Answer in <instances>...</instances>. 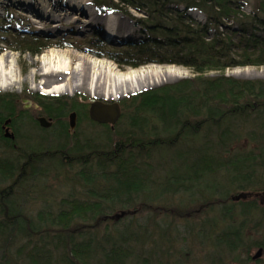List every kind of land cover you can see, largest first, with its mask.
<instances>
[{"label": "trees", "instance_id": "obj_1", "mask_svg": "<svg viewBox=\"0 0 264 264\" xmlns=\"http://www.w3.org/2000/svg\"><path fill=\"white\" fill-rule=\"evenodd\" d=\"M118 2L154 21L140 22L147 33L141 40H125L117 54L108 50L118 64L177 65L195 77L125 97L114 129L92 122L90 103L82 98L35 95L33 102L56 124L46 130L23 109L22 95L0 94V264H150L145 245L168 229L171 239L177 236V226L167 219L183 218L196 206L201 212L189 213L199 224L185 226L203 227L197 230L204 246L216 253L245 247L247 220L260 217L257 223L264 225L257 203L264 205V80L225 75L232 68L264 66V0ZM93 4L100 13L118 8L113 0ZM10 17L5 8L1 43L14 34L9 39L16 52L38 56L49 48L7 30ZM72 112L95 131H71L65 120ZM9 120L14 140L2 129ZM28 124L42 134L25 136ZM59 173L67 176L66 188L71 185L62 203L40 195ZM224 179L230 183L225 193L217 188ZM32 187L41 197L29 203L26 191ZM207 191L215 193L203 196ZM235 191L243 200L237 207ZM144 212L153 220L135 225ZM119 214L132 224L100 231L106 220L120 223ZM238 218L243 222L235 226ZM162 243L175 244L168 238ZM259 245L264 250V240Z\"/></svg>", "mask_w": 264, "mask_h": 264}, {"label": "rangeland", "instance_id": "obj_2", "mask_svg": "<svg viewBox=\"0 0 264 264\" xmlns=\"http://www.w3.org/2000/svg\"><path fill=\"white\" fill-rule=\"evenodd\" d=\"M18 1L19 0H0V18L3 17L5 8L10 10V19L12 20V23H7V30H9L10 32L18 33L19 35L27 37L29 40L32 41L36 39H38L39 41H44L43 44L49 46V48L43 51L40 55L34 56L30 53H21L16 52L14 50L15 44H11L12 39H9L15 37L14 34L12 35L13 37H7L4 39L8 42L5 41L1 43L2 41H0V59L4 60V64H6L7 70L11 72V78L9 80H5V82H0L1 84L7 86L6 89H0V94L18 96L22 95L20 96V99H18L23 104V109L27 110L33 119L37 120L38 118L43 117L46 118L47 121L51 122L54 126L56 125L54 124L55 122L51 121L52 119L46 117L42 113L41 108L36 105L35 102H33V97L35 95H41L46 97H61L64 99L74 98L78 101H81L80 98H82L85 102H87L85 104H91V100H115L118 102L123 100L125 97H129L131 95H135L146 90L154 89L165 84L177 83L178 81L185 78L195 77L193 72H191L189 69L177 65L151 63L133 69L120 65L118 64L119 62L113 59L115 58L113 54L120 53L122 48L127 44L125 42L126 39H128V41L134 42L141 40V37H143L141 33L147 35V33L142 30V26L139 25L141 21L151 20L149 19L147 13H145L144 11H138L137 9L132 7L126 8L124 5H121L118 0H113V3L118 5V8H116L117 11L100 13L98 10H96V7L93 4V0H84L85 12H83L82 14V11L79 10L82 0H70L69 4L67 3L68 5L65 3L64 0H60L62 5L65 4L68 6L67 8L71 9L70 11L66 9L67 12L71 14L77 13L81 19L79 20V22H75L72 25L68 23H59L58 25H60V27L54 29V27L57 26L56 22H54V17H49L48 19L45 18V21H41L42 15L46 16V14L42 4H40V6L36 5L38 0H32V5L35 6L39 14H36V12L32 13L29 10H26L28 9V7L19 5ZM21 1L24 2V0ZM39 2L45 4V1L43 0H39ZM247 10L249 11V8ZM109 13L115 15L116 26L118 23L120 24L121 22L125 25V27L122 28L121 26V29H117L118 35H109L110 38L107 39L103 35V32L107 34L105 32L104 26H109V21H107L106 18ZM193 14H197V16L195 17L199 20L204 19V17L199 15L197 12ZM93 16L102 19V23L97 24V26L99 27H87L86 24L83 22V20L85 21L86 18L87 20H91L90 17ZM31 17H34L39 22H34ZM67 22H72V18H69ZM119 24L118 26L120 27ZM67 26H71L72 28L66 29ZM56 31L59 32L56 33ZM108 50H111L115 53L112 54ZM52 52L61 55L62 60H67L69 62H71L69 59V54L75 56V59L78 56L83 57L85 59L88 58V61L90 60L91 63L95 64V68L94 70H92V72L95 74L96 77H99V80L102 79V81L105 80L108 83L112 84H114V81L116 80V85H118V80L121 76H125L126 74H129L131 72H135V75H137L138 78L137 81H134V86L136 87L137 85H141L144 88L141 90H137L136 92L131 90L128 93L119 95L118 98L112 100L101 97H94L90 95V93L85 91L73 93L71 91L70 84L68 90L63 93L53 94L45 92V90L41 87V76L34 74H36L42 68L41 58L43 56H51ZM138 70L140 73H138ZM115 73H119V76H117L116 78L114 76ZM170 73H172L173 75H171ZM175 75H177V77H175ZM210 75L217 76L219 74L211 73ZM225 75L241 80H264V66L232 68L226 70ZM122 81L124 80L122 79ZM131 87L133 88V86ZM131 87H120L118 85V93H120V90L122 89L126 90V88L130 89ZM25 100L31 103V107H25ZM88 107L90 108V106ZM69 116L70 114H68L67 120H65V122L68 124ZM97 129L101 131L102 128L100 127ZM74 130H76L81 135H88L89 133H91V131H95L94 127L89 126L87 121L82 120L78 123V118ZM22 132L25 136H40L42 134L40 130H38L34 126H29V124L27 125V127H23ZM11 133L13 134V132ZM49 178L50 179L46 182V188H44L45 194L41 193L40 195H46L47 197L51 195L53 197L52 199L57 201L61 200L60 203H62L64 200H67L64 198L66 197V193L71 188V185L66 188V185L64 183L67 179V176L64 177L59 173L58 177ZM229 187V179L219 181V186H217L219 191L223 193H225V189H229ZM37 188L38 187H32L33 191L31 190V188L26 191L27 194H25L28 196L25 198L26 201L29 202L32 201L33 198L41 197L37 194ZM214 193L215 192L209 191L203 192V196L212 197ZM238 193V191L233 192L231 196L233 197L234 201H229L233 203L234 207H237V205L241 204V202L243 201L240 200ZM245 202L246 200H244V203ZM257 203L259 207L264 210V205L261 204L260 200H258ZM173 204L176 203L173 202ZM40 208L41 206L38 205L35 208V211L37 212ZM188 211H195V213H197L198 211L201 212L200 207L197 206L191 207ZM118 212L119 209L114 210L113 214H116ZM189 212H185L186 214L182 215L183 218L171 215L172 219H167L168 221L171 220L170 222L172 225L177 226V236L173 235L171 239L169 236L172 235V229H168L166 233H164L166 235L163 234L164 236H157L156 243L151 242L145 245L146 251L149 255L152 256H148L147 258H145L150 262V264H255L253 263L252 259L248 261L246 259L248 255L249 258H253V256L258 252V250H262L259 244H261L264 240V225H258L257 219H260V217L253 218L252 220L246 219L247 221L243 226V228L245 229V247L240 250H236L235 252H231L230 254L228 252H225V249H223L224 251H220V253H216L215 250H207L205 248V237H201L202 231L197 230L199 225H193L190 227L185 226V224L187 223L199 224V221L197 219L194 220L190 217L191 214ZM119 217L120 223L115 224L106 220L105 223L102 224L100 231L103 232L104 229L107 228V226H109L111 230H115V227L123 228L126 223L132 224L133 222V219H130L125 214H119ZM146 217H151V219L153 220V216L149 215L147 212H144L139 217L134 218V224H140V221H144ZM160 217L165 216L161 215ZM160 217H158L156 220H160ZM210 217L211 216H209L208 218ZM235 221L238 222V224L234 225L240 226L239 223L242 224L243 219L238 218ZM152 223L153 221L149 224ZM199 228L203 230V227L199 226ZM166 238L175 242L174 247H170L173 246V244L167 246V244L162 243L164 242V240L166 241ZM154 244L162 246L161 248H163L164 250H153L156 248L154 247ZM151 245L153 246L151 247ZM145 254L146 252L143 251L141 256H147ZM257 264H264V261L257 262Z\"/></svg>", "mask_w": 264, "mask_h": 264}, {"label": "bare ground", "instance_id": "obj_3", "mask_svg": "<svg viewBox=\"0 0 264 264\" xmlns=\"http://www.w3.org/2000/svg\"><path fill=\"white\" fill-rule=\"evenodd\" d=\"M37 1V0H36ZM45 1V4L42 2L36 3L37 6H40L42 4L43 8L45 9V15H42L41 21H45V18L54 17V22H56V25L54 29H57L60 27L58 25L59 23H68L72 25L75 22H79L81 19L77 13H69L66 11L68 9L69 11L71 9L67 8L70 0H64L67 5H62L60 0H43ZM19 5L21 6H27L30 12L38 13V10L35 8L34 5H32V0H19ZM35 3V2H34ZM85 2L82 0V3L80 5L79 10L85 12L84 9ZM183 9V8H182ZM75 10V9H74ZM39 14V13H38ZM85 14V13H84ZM41 15V14H40ZM59 16V17H58ZM30 17V16H29ZM32 18V17H31ZM69 18H72V22H67ZM104 18V17H103ZM107 21H109L108 31L112 34L118 35V30L125 27L123 23L120 22V27L116 26V18L115 15H108L106 16ZM91 20H86L83 22L86 24L87 27H99L97 24L102 23V19L98 18L96 16L90 17ZM34 22H39L34 17L32 18ZM72 28L71 26H67L66 29ZM126 31V30H125ZM129 31V30H127ZM59 31H56V33ZM58 53V52H56ZM41 66L42 68L34 75H40L41 76V87L45 90V92L53 93V94H59L63 93L68 90L69 84L71 91L73 93L79 92V91H85L90 93V95L94 97H101L106 99H116L119 97V95H123L125 93H128L129 91L133 90L136 92L137 90H141L144 87L141 85L134 86V81H137V75H135V72H131L129 74H126L125 76H121L118 80V85L120 87H131L130 89L126 88L120 90L121 94L118 93V85H116V80L114 81V84L108 83L107 81L102 79H98L99 77H96L95 74L92 72L94 70V63H91L90 60L88 61V58L83 57H76L69 54V59L71 62L67 60H62L61 55L55 54L52 52V55L47 57L43 56L41 58ZM92 64V65H91ZM111 71V70H110ZM109 71V72H110ZM138 73L139 70H138ZM173 75L172 73H170ZM115 78L119 76V73H115ZM177 77V75H175ZM11 78V72L7 70L6 64H4V60L0 59V82L5 80H9ZM122 79L124 81H122ZM99 81V82H98ZM120 81V82H119ZM105 86V87H104ZM6 85H3L0 83V89H6Z\"/></svg>", "mask_w": 264, "mask_h": 264}, {"label": "water", "instance_id": "obj_4", "mask_svg": "<svg viewBox=\"0 0 264 264\" xmlns=\"http://www.w3.org/2000/svg\"><path fill=\"white\" fill-rule=\"evenodd\" d=\"M24 104L26 108L31 107V103L29 101L25 100ZM89 116L93 122L100 125H109L111 126V128L114 129V127L116 126V124L118 123V121L122 116V111L120 105L114 100L108 101V103L99 100H92L89 110ZM10 122L11 121L9 120L5 123L4 135L6 138L14 140L15 136L10 132V128H9ZM37 122L39 123L40 127L43 129H50L52 126V123L47 121V119L43 117L38 118ZM76 123H77V113L73 112L69 116V125L72 131L75 129Z\"/></svg>", "mask_w": 264, "mask_h": 264}, {"label": "flooded vegetation", "instance_id": "obj_5", "mask_svg": "<svg viewBox=\"0 0 264 264\" xmlns=\"http://www.w3.org/2000/svg\"><path fill=\"white\" fill-rule=\"evenodd\" d=\"M2 129H4V127H2ZM5 130V129H4ZM12 129L10 128V131ZM12 132V131H11ZM260 252V253H259ZM259 255V256H258ZM253 261V263L257 264V262H262L264 261V250H258V252L253 256V258H249V255L247 256V261L251 260Z\"/></svg>", "mask_w": 264, "mask_h": 264}]
</instances>
